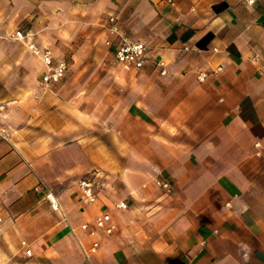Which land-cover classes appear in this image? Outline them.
Here are the masks:
<instances>
[{
  "label": "crops",
  "instance_id": "obj_1",
  "mask_svg": "<svg viewBox=\"0 0 264 264\" xmlns=\"http://www.w3.org/2000/svg\"><path fill=\"white\" fill-rule=\"evenodd\" d=\"M31 40L68 63L47 88ZM2 127L0 264H264V0H0Z\"/></svg>",
  "mask_w": 264,
  "mask_h": 264
},
{
  "label": "built area",
  "instance_id": "obj_2",
  "mask_svg": "<svg viewBox=\"0 0 264 264\" xmlns=\"http://www.w3.org/2000/svg\"><path fill=\"white\" fill-rule=\"evenodd\" d=\"M248 3H253L254 0H247ZM110 25L108 27L110 34L114 36L113 39L106 41L107 44H114V61L122 65L125 68L140 69L147 62V45L146 43L137 38H132L125 34L114 15L109 16ZM14 36L19 39L25 38V34L22 30L15 31ZM115 42V43H114ZM27 49L38 57L44 64V70L40 77V84L43 88H47L52 84L58 82L64 75L68 63L63 58H56L52 51L46 47L40 46L35 41L31 40L26 43ZM161 73H165L164 62L161 59L155 61ZM202 75V74H201ZM200 75V76H201ZM199 76V77H200ZM0 137L8 139L9 132L7 128L2 127L0 129ZM157 183L161 184L164 188L170 189L168 181L157 180ZM78 186L83 198L88 201H94L97 195L96 186L97 182L93 176H83L78 180ZM45 189V197L48 200L51 208L58 209L59 202L57 197L50 188L43 186ZM117 207L125 208L126 203L124 201L115 202ZM95 228L102 229L105 233L111 234L116 229V223L112 220L110 213L102 212L95 217ZM84 229H87L89 234L94 235L96 229L89 226V223L82 224ZM99 246V241L94 240L91 244V250L94 251ZM27 254H30V250H26Z\"/></svg>",
  "mask_w": 264,
  "mask_h": 264
},
{
  "label": "rangeland",
  "instance_id": "obj_3",
  "mask_svg": "<svg viewBox=\"0 0 264 264\" xmlns=\"http://www.w3.org/2000/svg\"><path fill=\"white\" fill-rule=\"evenodd\" d=\"M65 6H66V5H65ZM65 6H64V7H65ZM60 8H62V7H60ZM52 53H53V52H52ZM53 54H54V53H53Z\"/></svg>",
  "mask_w": 264,
  "mask_h": 264
}]
</instances>
